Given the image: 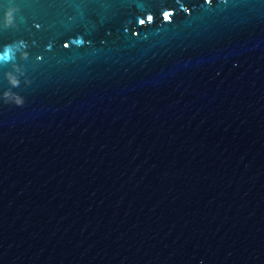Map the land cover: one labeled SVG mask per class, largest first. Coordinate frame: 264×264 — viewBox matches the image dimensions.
<instances>
[{
	"label": "water",
	"instance_id": "95a60500",
	"mask_svg": "<svg viewBox=\"0 0 264 264\" xmlns=\"http://www.w3.org/2000/svg\"><path fill=\"white\" fill-rule=\"evenodd\" d=\"M5 51L0 264H264V0H0Z\"/></svg>",
	"mask_w": 264,
	"mask_h": 264
},
{
	"label": "clouds",
	"instance_id": "9594fccd",
	"mask_svg": "<svg viewBox=\"0 0 264 264\" xmlns=\"http://www.w3.org/2000/svg\"><path fill=\"white\" fill-rule=\"evenodd\" d=\"M210 2V0H209ZM14 18V10L13 9H8L5 13V19L7 23H11ZM141 23H143V20H141ZM75 43L77 45H82L85 43L82 37L75 38ZM70 45L66 42L65 47H69ZM10 53L5 51L3 53H0V61L10 59ZM9 80L10 82L16 86L18 85L19 81L13 76L11 73L9 74ZM4 96L6 98V101L11 102L17 106H22L24 104V98L22 96L16 95L14 93L10 92H5Z\"/></svg>",
	"mask_w": 264,
	"mask_h": 264
}]
</instances>
